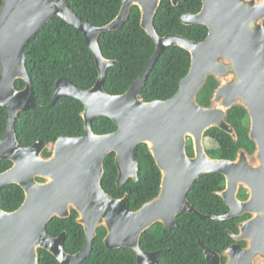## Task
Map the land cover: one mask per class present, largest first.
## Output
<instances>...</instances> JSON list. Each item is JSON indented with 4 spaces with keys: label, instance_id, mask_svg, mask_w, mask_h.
Here are the masks:
<instances>
[{
    "label": "water",
    "instance_id": "obj_1",
    "mask_svg": "<svg viewBox=\"0 0 264 264\" xmlns=\"http://www.w3.org/2000/svg\"><path fill=\"white\" fill-rule=\"evenodd\" d=\"M161 1L122 0L117 17L104 26L79 17L68 0L3 1L0 106L7 114L5 134L0 138V159L13 165L0 172V191L8 184H18L25 200L13 211L0 206V264H39L40 248L50 251L61 264H83L102 226L107 229V247L132 248L138 264H162L158 256L165 250L145 251L141 237L156 223L169 229L177 227L178 215L184 212L218 221L249 213L250 218L238 223L239 232L229 230L235 242L222 253L203 242L199 244L207 264H264V0H203L199 12L181 17L185 24L208 27L206 39L200 42L181 34L161 36L157 32L154 20ZM172 2L179 5V0ZM134 5L140 7L141 25L154 39L156 49L136 81L125 92L112 94L105 89V80L108 68L118 61L104 56L99 36L105 30L120 29ZM54 17L84 34L99 75L88 89L67 77L57 79L49 105L63 96L82 101L86 133L59 137L52 153L45 156L48 142L39 139L24 146L17 136L16 122L22 111L40 106L26 66V50L29 41ZM173 45L191 53L188 74L171 98L143 100L141 93L149 73L162 52ZM210 77L217 81V87L205 105L199 94ZM18 79L25 81L23 89H17ZM234 106L243 107L249 114V136L255 150L242 147L235 159L213 157L205 146L209 129L217 127L236 142L239 140L228 120ZM101 116L111 118L117 130L95 133L92 121ZM189 139L193 156L188 151ZM142 143L148 145L161 171V186L156 197L132 210L129 194L113 197L104 189L102 179L105 160L115 152L118 186L130 178L137 180L140 164L136 150ZM206 173L225 176V188L216 193L228 204L229 212L205 214L189 201L195 181ZM241 189L248 192L247 199H240ZM73 210L85 229L86 242L80 251L71 254L64 247L67 232L54 237L47 225L54 217H70ZM241 241L246 245L242 246Z\"/></svg>",
    "mask_w": 264,
    "mask_h": 264
},
{
    "label": "trees",
    "instance_id": "obj_2",
    "mask_svg": "<svg viewBox=\"0 0 264 264\" xmlns=\"http://www.w3.org/2000/svg\"><path fill=\"white\" fill-rule=\"evenodd\" d=\"M4 0H0V9ZM74 12L82 19L96 26H104L114 20L120 12L122 0H68ZM155 15V27L161 36L181 34L194 41L206 39L209 29L203 24H185L182 15L197 13L202 9L203 0H162ZM99 44L104 56L118 63L108 68L105 89L112 94L125 92L141 75L156 49L154 39L141 25L140 7L134 5L125 24L117 30L103 32ZM26 66L33 83L34 95L40 106L18 115L16 132L20 142L28 147L43 139L49 147L44 155L52 153L53 143L61 136H81L86 133L82 117L84 104L74 97L63 96L50 106L52 93L57 79L67 77L81 88L95 85L99 71L94 53L84 34L76 27L59 17L50 20L28 43ZM191 53L180 47H167L149 73L141 97L145 101L171 98L179 90L181 80L191 67ZM1 72V68H0ZM26 83L16 81L17 89ZM217 87V81L210 77L199 94L201 103L208 105ZM6 110L0 106V138L5 134ZM228 120L235 127L239 140L227 132L213 127L206 132L205 146L208 153L216 158L235 159L242 147L250 152L255 143L249 136L250 117L241 106L229 110ZM95 133L106 134L117 130L116 123L109 117H97L92 121ZM192 143V141L190 142ZM191 156L193 145L188 146ZM140 164L138 179L130 178L123 186H118V168L115 152L105 160V173L102 179L104 189L113 197L121 198L129 194V206L139 209L144 203L156 197L160 191L162 174L149 151L148 145L140 144L136 150ZM13 162L0 159V172L7 170ZM226 178L221 173H206L199 177L188 194L189 201L198 210L209 215L225 214L228 204L216 192L225 187ZM240 196H247L242 190ZM25 200L23 188L15 183L8 184L0 191V206L7 211L18 209ZM249 216V215H245ZM244 216V217H245ZM78 213L73 210L70 217H54L47 225L50 235L57 237L67 232L64 247L68 253L80 251L86 242V232L77 222ZM243 217L218 221L201 218L194 213L178 215V226L166 228L156 223L141 237V247L145 251L165 250L159 254L162 264H207L199 242L223 251L234 240L228 230L238 231L236 222ZM105 227H99L93 240L91 254L83 264H138L137 254L130 247L111 249L106 246ZM39 264H61L48 250L39 249Z\"/></svg>",
    "mask_w": 264,
    "mask_h": 264
},
{
    "label": "flooded vegetation",
    "instance_id": "obj_3",
    "mask_svg": "<svg viewBox=\"0 0 264 264\" xmlns=\"http://www.w3.org/2000/svg\"><path fill=\"white\" fill-rule=\"evenodd\" d=\"M190 144H192V143H188V146H190ZM225 185H226V183H225ZM224 188H225V187H224ZM224 188H223V189H224ZM223 189H222V190H223ZM242 190H244V191L247 193V196H240V193H241ZM248 196H249V194H248V192L246 191V189H241V190H240V192H239V197H240V199H243V200H244V199H247ZM229 210H230V208H229ZM228 212H229V211H228ZM246 215H249V216H245V215H244L245 217H244V216H241V217H243V218H242L241 220H239V221L236 222V226H237V227H238V223H239V222H242V221H244V220H247L248 218L251 217V215H250L249 213L246 214ZM229 230H230V229H229ZM229 230H228V232H229ZM235 232H236V231H235ZM237 232H239V229H238ZM231 238H232V237H231ZM232 239H233V238H232ZM233 240H234V239H233ZM234 242H235V241H234ZM234 242H233V243H234ZM233 243H232V244H233ZM240 243H241L242 246H245V245H246V242H245V241H241ZM208 246H209V245H208ZM229 246H230V245H229ZM229 246H228V247H229ZM213 249H214V248H213ZM225 249H226V248H225ZM225 249H224V250H225ZM224 250H223V251H224ZM216 251H217V250H216ZM223 251H218V252H221V253H222ZM204 256H205V255H204ZM223 262H226V257H223Z\"/></svg>",
    "mask_w": 264,
    "mask_h": 264
},
{
    "label": "rangeland",
    "instance_id": "obj_4",
    "mask_svg": "<svg viewBox=\"0 0 264 264\" xmlns=\"http://www.w3.org/2000/svg\"><path fill=\"white\" fill-rule=\"evenodd\" d=\"M190 142H191V140L189 139V140H188V143H190Z\"/></svg>",
    "mask_w": 264,
    "mask_h": 264
},
{
    "label": "bare ground",
    "instance_id": "obj_5",
    "mask_svg": "<svg viewBox=\"0 0 264 264\" xmlns=\"http://www.w3.org/2000/svg\"><path fill=\"white\" fill-rule=\"evenodd\" d=\"M47 164V162H45V165ZM37 170V169H36ZM35 172V171H34ZM49 176V175H48Z\"/></svg>",
    "mask_w": 264,
    "mask_h": 264
}]
</instances>
